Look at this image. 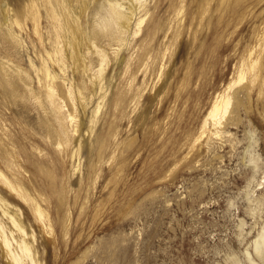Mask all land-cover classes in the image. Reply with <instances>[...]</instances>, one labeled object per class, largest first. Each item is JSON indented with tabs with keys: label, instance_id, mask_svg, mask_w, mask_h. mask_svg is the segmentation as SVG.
<instances>
[{
	"label": "rangeland",
	"instance_id": "rangeland-1",
	"mask_svg": "<svg viewBox=\"0 0 264 264\" xmlns=\"http://www.w3.org/2000/svg\"><path fill=\"white\" fill-rule=\"evenodd\" d=\"M0 173L37 264H264V0H0Z\"/></svg>",
	"mask_w": 264,
	"mask_h": 264
},
{
	"label": "bare ground",
	"instance_id": "bare-ground-1",
	"mask_svg": "<svg viewBox=\"0 0 264 264\" xmlns=\"http://www.w3.org/2000/svg\"><path fill=\"white\" fill-rule=\"evenodd\" d=\"M112 5H113L112 12L110 10V12L112 13V16H117L118 18L123 19L122 20L123 23L130 25L131 20L134 17V14L131 13L130 15H125L123 13V10H122L123 5L119 1L113 2ZM66 10H68V9H66ZM112 16H111V18H112ZM140 22H142L141 18H139V20H138V23H140ZM74 36H76V35L71 36L72 39L74 38ZM228 104H229V99H225L224 100V110L227 109ZM209 115L215 124L221 123V118L223 115L222 116L220 115V117H218V115H219V103H217V101L214 102V104H213V106L209 112ZM0 175H1V173H0ZM4 178L7 179L5 176H4ZM12 188H14V190H16L18 192H22L21 190H19L18 187L14 186V185H12ZM0 196H2V195H0ZM10 207H11L10 202H8L4 198H0V210H1L2 216L4 218H8L10 221V225H12L14 229H16V233L14 230L9 231L7 228V224L3 220H1V218H0L1 243H3L5 248H6L7 256L15 264H37V260L31 254L32 245H31L30 241L28 240V238H26V235L28 234V232L25 229L24 224H22L19 215H17V213H15V212H12ZM35 210L37 212V215L39 214L41 217L43 212H42L39 205L36 204ZM17 234H19V236L21 238L16 240ZM15 241H17V245H15ZM257 248L258 249H260V248L264 249V240L257 242Z\"/></svg>",
	"mask_w": 264,
	"mask_h": 264
}]
</instances>
